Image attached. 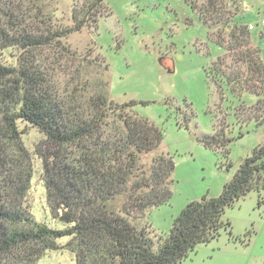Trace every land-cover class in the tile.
<instances>
[{"label":"trees","instance_id":"16d2710c","mask_svg":"<svg viewBox=\"0 0 264 264\" xmlns=\"http://www.w3.org/2000/svg\"><path fill=\"white\" fill-rule=\"evenodd\" d=\"M57 1L0 0V264H40L47 251L61 248L57 239L64 236H71L67 246L76 252L77 264H178L198 244L218 236L228 206L260 189L264 144L245 159L219 196L189 202L155 248L144 219L173 196L174 157L160 152L150 166L142 163L145 154L160 149L163 130L134 110L136 101L111 99L101 71L93 81L81 80L82 87L75 86L69 98L60 96L52 79L54 61L37 52L74 31L97 26L105 0H75L72 27L53 22ZM186 1L225 52L234 51L247 66L245 78L240 73L233 78L225 70V57L219 56L208 76L219 88L238 96L253 93L264 104V59L252 44L256 35L249 24L237 19L236 0ZM7 49L17 50L15 62L1 59ZM21 122L45 135L36 153L43 162L52 216L66 225L62 229L37 221L28 203L34 167Z\"/></svg>","mask_w":264,"mask_h":264},{"label":"rangeland","instance_id":"374dc122","mask_svg":"<svg viewBox=\"0 0 264 264\" xmlns=\"http://www.w3.org/2000/svg\"><path fill=\"white\" fill-rule=\"evenodd\" d=\"M74 3L58 0L53 22L72 27ZM234 5L240 10L238 20L256 26L252 44L264 57V38H257L264 31L259 25L264 0H236ZM234 5L229 8L234 10ZM100 10L97 26L74 31L37 54L54 61L52 79L62 98H69L75 86L81 88L83 80L93 81L101 71L111 99L136 101L134 110L163 130L158 152L142 157V163L150 166L164 152L176 163L171 200L148 211L144 219L157 248L189 202L219 196L245 159L264 144V121L259 123L264 104L253 93L238 96L227 87L219 88L208 76L219 56L225 57V70L233 78L237 73L245 78L247 66L234 51L225 52L186 0H105ZM35 26L46 31L43 24ZM224 32L227 38L228 30ZM16 54V49H7L1 59L13 63ZM236 82L239 85V79ZM20 127L34 167L27 197L32 213L37 221L62 229L66 225L52 216L43 162L36 153L45 135L27 122ZM261 177L259 190L225 209L218 236L198 244L178 264H264V174ZM70 239L58 238L61 248L47 251L40 264H77L76 252L67 246Z\"/></svg>","mask_w":264,"mask_h":264},{"label":"built area","instance_id":"2783aa9c","mask_svg":"<svg viewBox=\"0 0 264 264\" xmlns=\"http://www.w3.org/2000/svg\"><path fill=\"white\" fill-rule=\"evenodd\" d=\"M259 25H261L262 28H264V19L261 21V23H259ZM256 28V26L254 24H249V29L252 31ZM262 35L264 38V31H262Z\"/></svg>","mask_w":264,"mask_h":264},{"label":"crops","instance_id":"0c3cea01","mask_svg":"<svg viewBox=\"0 0 264 264\" xmlns=\"http://www.w3.org/2000/svg\"><path fill=\"white\" fill-rule=\"evenodd\" d=\"M261 38H263V35L261 34V36H260ZM263 57V56H262ZM263 59H264V57H263Z\"/></svg>","mask_w":264,"mask_h":264}]
</instances>
